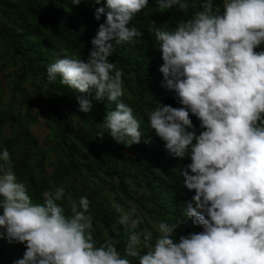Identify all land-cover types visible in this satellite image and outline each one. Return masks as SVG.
<instances>
[{"label":"clouds","instance_id":"obj_1","mask_svg":"<svg viewBox=\"0 0 264 264\" xmlns=\"http://www.w3.org/2000/svg\"><path fill=\"white\" fill-rule=\"evenodd\" d=\"M78 4L79 0H71ZM99 4V0H96ZM160 10L184 13L174 26L152 20L147 30L163 63L162 86L172 90L179 107L158 103L147 113L148 127L173 156L189 162L180 175L193 191L183 205L199 231L178 237L172 220L137 230L142 217L135 205L120 213L127 231L123 251L105 233L97 242L86 196L60 203L65 189L45 191L33 200L17 179L10 153L0 148V237L23 243L12 264H264V0H154ZM149 0H105L95 19H105L91 38L86 57L58 55L46 67L49 82L80 93V111L93 98L114 102L103 129L118 143H139L144 136L123 95L122 69L108 58L113 43L142 32L133 17ZM190 113L199 120V132ZM147 143L148 141L145 140Z\"/></svg>","mask_w":264,"mask_h":264},{"label":"trees","instance_id":"obj_2","mask_svg":"<svg viewBox=\"0 0 264 264\" xmlns=\"http://www.w3.org/2000/svg\"><path fill=\"white\" fill-rule=\"evenodd\" d=\"M104 2L0 0V74L4 75L0 76V148L8 149L17 179L28 186L34 201L41 202L45 191L61 186L65 194L58 203L67 211L69 197L86 196L94 239L99 243L107 233L122 252L128 230L118 223L119 213L112 208L113 201L125 210L131 206L128 201L136 206L142 217L137 230H152L150 222L159 220L177 223V237L201 229L182 212L184 203L193 195L180 175L189 160L168 152L147 121L148 111L158 100L180 106L172 90L162 86L159 68L163 61L147 26L152 20L174 26L184 13L175 7L160 10L154 0H149L146 8L128 22L142 35L113 43L108 59L122 69L124 93L119 99L132 107L140 121L144 136L139 143H118L107 132L102 138L96 136L98 130L107 131L102 121L114 102L97 100L89 94L92 108L80 111L76 99L80 93L62 84L59 77L52 82L46 79V67L64 50L81 58L87 56L91 38L105 19L103 14L100 20L95 19L94 11ZM4 80L10 90L5 102L1 87ZM73 116L78 120L72 124ZM38 117L43 118L48 129L42 145L31 132ZM190 117L199 132V120L191 113ZM3 239L0 237V264H12L22 257L25 245H5Z\"/></svg>","mask_w":264,"mask_h":264},{"label":"rangeland","instance_id":"obj_3","mask_svg":"<svg viewBox=\"0 0 264 264\" xmlns=\"http://www.w3.org/2000/svg\"><path fill=\"white\" fill-rule=\"evenodd\" d=\"M0 76H1L2 78H4V75H3V74H0ZM1 87L5 90V92H4V98H3V100H4V102H5V101H7V100L9 99V93H10V90L8 89V85H7L6 80H4V81L1 83ZM62 111H65V110L62 109ZM73 117H74V116H73ZM77 120H78V117L75 116L73 119H71V123H72V124H73V123H76ZM31 132H32V134L35 136V138L38 139L39 143L42 145V143H43L44 140H45V136H46V134L48 133V129H47V127H46V126L44 125V123H43V118H41V117H38V118H37V123L34 124V125L31 127ZM43 147H44V146H43ZM129 185L132 186V183L129 182ZM133 191H134V193H140V191H137V190H133ZM104 196H105L106 199L109 198V193L106 192V190H105V192H104ZM127 201H128V200H127ZM127 201L125 200L126 204L129 202L131 205H134L132 202H130V201L127 202ZM112 205H113V204H112ZM112 208H114V207L112 206ZM119 215H120V213H119ZM153 222H154V221L150 222L149 225H150V227L152 228V230L155 232V230H154V228H153ZM3 243H4L5 245H7V244L10 243V241H8L6 238H4V239H3Z\"/></svg>","mask_w":264,"mask_h":264}]
</instances>
